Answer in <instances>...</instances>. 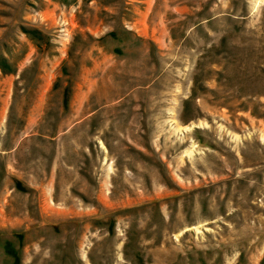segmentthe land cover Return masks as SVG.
<instances>
[{"label":"rangeland","instance_id":"obj_1","mask_svg":"<svg viewBox=\"0 0 264 264\" xmlns=\"http://www.w3.org/2000/svg\"><path fill=\"white\" fill-rule=\"evenodd\" d=\"M0 264H264V0H0Z\"/></svg>","mask_w":264,"mask_h":264}]
</instances>
